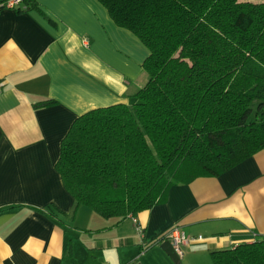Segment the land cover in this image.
Segmentation results:
<instances>
[{
	"label": "crops",
	"instance_id": "crops-1",
	"mask_svg": "<svg viewBox=\"0 0 264 264\" xmlns=\"http://www.w3.org/2000/svg\"><path fill=\"white\" fill-rule=\"evenodd\" d=\"M34 2L0 5V264H175L161 248L174 227L196 238L179 264H214L212 250L264 236V150L174 185L136 222L76 207L56 169L62 140L78 116L132 103L150 52L99 0Z\"/></svg>",
	"mask_w": 264,
	"mask_h": 264
},
{
	"label": "trees",
	"instance_id": "trees-1",
	"mask_svg": "<svg viewBox=\"0 0 264 264\" xmlns=\"http://www.w3.org/2000/svg\"><path fill=\"white\" fill-rule=\"evenodd\" d=\"M99 1L148 48L147 82L130 104L78 116L62 140L56 169L76 207L136 216L174 185L264 150V0ZM210 254L214 264H264V236Z\"/></svg>",
	"mask_w": 264,
	"mask_h": 264
},
{
	"label": "built area",
	"instance_id": "built-area-1",
	"mask_svg": "<svg viewBox=\"0 0 264 264\" xmlns=\"http://www.w3.org/2000/svg\"><path fill=\"white\" fill-rule=\"evenodd\" d=\"M20 0H11L7 7L13 8ZM134 221L137 219L135 216H132ZM139 232L141 233V227H138ZM200 238V236H199ZM196 238L188 236L182 229L179 227H174L166 236V240H169L173 246L174 251L178 254L179 257L183 256L182 246L188 244L190 241L195 240Z\"/></svg>",
	"mask_w": 264,
	"mask_h": 264
},
{
	"label": "water",
	"instance_id": "water-1",
	"mask_svg": "<svg viewBox=\"0 0 264 264\" xmlns=\"http://www.w3.org/2000/svg\"><path fill=\"white\" fill-rule=\"evenodd\" d=\"M161 248L165 251V253L171 258V260L175 264L180 263V258L178 254L174 251L173 246L169 240H165L161 243Z\"/></svg>",
	"mask_w": 264,
	"mask_h": 264
},
{
	"label": "rangeland",
	"instance_id": "rangeland-1",
	"mask_svg": "<svg viewBox=\"0 0 264 264\" xmlns=\"http://www.w3.org/2000/svg\"><path fill=\"white\" fill-rule=\"evenodd\" d=\"M240 1H248V2L258 3V2H261L262 0H240Z\"/></svg>",
	"mask_w": 264,
	"mask_h": 264
}]
</instances>
